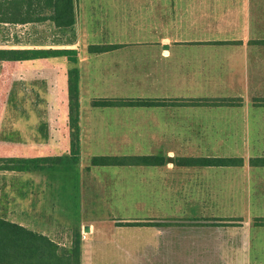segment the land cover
Masks as SVG:
<instances>
[{
    "label": "crops",
    "instance_id": "crops-1",
    "mask_svg": "<svg viewBox=\"0 0 264 264\" xmlns=\"http://www.w3.org/2000/svg\"><path fill=\"white\" fill-rule=\"evenodd\" d=\"M74 10L76 22L72 32L56 27L51 20L54 8L47 0L26 1L22 4L24 23L9 24L43 29L40 33L42 42L13 43L9 48L78 50L79 154L82 159L83 156L113 154L166 158V155L174 153L168 148L162 149L171 138L195 145V150L187 151L185 155L192 156L184 159L221 157L245 160L244 155H251L250 159L264 157V46L254 45L264 42V36L252 38L237 32L239 28L243 31L264 27V5L255 3V0H74ZM92 46H101L102 53H91L89 48ZM7 67L23 74L57 76L50 80L51 83L42 82L40 90H44L48 105L58 108L61 106L59 103L62 104L63 119L57 118L58 110L55 109V115L49 116L48 122L55 125L56 120L62 119L66 130L64 133L68 137V146L63 145L62 149L70 153L69 62L63 58L7 62ZM117 98L186 103L234 100L237 105L191 103L151 108L93 106L95 100ZM128 110H148L152 114L151 134H156L152 137L156 138V146L153 145L158 150L153 149L145 153L147 155L128 150L141 149L144 147L143 140L147 139L143 135L147 131L142 125L144 120L127 114ZM46 138L58 140L59 136L52 134L46 135ZM47 145L52 150V146ZM119 150L121 153L115 152ZM62 152L48 151L44 156H59ZM166 160V164H169L170 159ZM179 168L210 171L215 176L210 180L199 179L183 184L184 196L192 197L194 201L211 202L209 199L213 197V202H221L224 196L227 201H234L238 197L248 201L260 196L251 180H223L218 177V173L228 176L232 173L233 176L241 169L264 171V167L251 166L250 162H245L242 168ZM37 182H25L22 194L17 196L23 203L21 225L56 241L55 234L59 233L57 212L44 204L45 198L48 200L55 195L46 188L56 182L51 179ZM195 187L199 189L195 190ZM78 194L83 201L87 200V194L82 190ZM4 197L0 196L1 201ZM238 217L221 215L206 218L215 219L213 223L217 225L224 219ZM183 218L188 219L189 223L194 219H206L192 215ZM84 219H80L81 231L75 232L76 240L82 246L81 264H142L141 242H137L135 249L131 250L134 252L130 253L126 249L125 238L120 240L112 236L116 228L106 229L104 224L98 227L97 223ZM165 222H153L151 226L155 229L151 245H154L155 249L152 247V250L156 251V258L161 248L155 246L161 244L168 248L169 237H173L171 225ZM62 228L66 234L71 232L69 226ZM161 228L167 231L162 238ZM214 230L213 242L221 243L222 227L216 226ZM185 231L186 235L194 238L205 229L190 225ZM82 232L86 233L84 241L81 240ZM164 235L168 238L164 239ZM57 243L63 248H70L65 243ZM214 248L217 249L216 246ZM209 249L213 251L212 247ZM257 251L264 253L260 246L256 251H250L248 257L245 256L251 264L258 256ZM212 264L220 263L215 260Z\"/></svg>",
    "mask_w": 264,
    "mask_h": 264
},
{
    "label": "rangeland",
    "instance_id": "rangeland-1",
    "mask_svg": "<svg viewBox=\"0 0 264 264\" xmlns=\"http://www.w3.org/2000/svg\"><path fill=\"white\" fill-rule=\"evenodd\" d=\"M255 3L264 5V0H255ZM42 30L33 26L24 28L0 23V48H9L13 43L42 42L40 39ZM237 32L252 38L260 37L264 36V27L247 28L243 31L239 28ZM53 77L57 76L38 73L23 74L8 69L7 63H0V158L69 156V153L62 149L63 145L68 146V137L64 133L66 130L62 123L64 117L62 104L59 103L61 106L58 108L48 105L44 90H40V84L51 83L50 80ZM53 95L55 97V92ZM117 100H134V98H117ZM55 109L59 114L57 118L62 119L56 120V124L53 125L48 120L49 116L55 115ZM127 114L142 117L144 120L142 125L147 130L143 133L147 136L144 137L147 139L143 140L144 147L128 150L141 151L142 155H147L145 153L152 152L154 145L156 146V138H153L156 134H151L152 114L148 110H128ZM52 134H57L59 139L46 138V135ZM48 143L52 146L50 147L52 150L48 148ZM164 148L174 153L166 155L170 163L159 169L93 167L91 159L102 155L83 156L84 159L80 155L78 164H59L57 167L49 164L41 172L15 173L0 170V192L2 193L0 196H5L3 201L0 199V216L5 215L8 220L21 224L23 203L17 196L22 194L23 185L28 180L38 183L37 180L40 179H51L56 183L46 189H49V193L54 192L55 195L53 193L54 196H50L48 200L45 198L44 204L56 210L59 233L55 234L54 238L59 243H65L67 247L73 246L76 240L75 232L81 231L80 219L85 218L84 220L97 223L98 227L104 224L106 229L116 228L112 236L120 240L125 238L126 249L130 253L134 252L131 250L135 249L136 243L141 242L142 264H212L215 260L220 264H251L245 256L250 251H256L260 246L264 250L262 244L264 243V225L257 221L263 220L264 217V171L241 169L233 176L232 173L229 176L218 173V177L220 176L223 180H251L255 189L259 190L260 196L257 198L246 201L238 197L234 201H227V197L224 196L221 202L219 200V202H213V197L209 199L211 202H201V200L198 202L192 197L184 196L183 184L197 182L199 179L210 180L215 176L210 171L188 170L179 168L175 164L178 159L191 157L192 155H185L187 151H194L195 145L179 138H171L167 144L163 145L162 149ZM162 149L159 151H163ZM53 150L58 153L63 152L59 156L55 154L44 156L45 152ZM156 150L158 148L154 149ZM115 152L121 153L120 150ZM110 156L122 157V154ZM243 157L248 163L252 156L244 155ZM198 189L195 187V190ZM81 190L87 194V200L83 201L80 198L78 193ZM187 215L202 218L221 215L239 217L233 220L224 219L215 225L213 223L215 219L208 218L194 219L193 223H189L188 219L183 218ZM165 221L171 225L170 232L173 233V237H169L168 248L165 243L166 246L161 244L155 246L158 249L161 248L156 258V251L152 250L154 245H151L155 229L151 226L153 222ZM128 222L139 223L142 226L129 227L125 225ZM190 225L202 226L205 231H201L197 236L194 235V238L196 237L194 239L192 235H186L185 229ZM63 226L71 227V232L64 233ZM216 226H221L223 230L221 243L213 242ZM166 232L161 228L160 237L162 238ZM80 234L81 240L84 241L86 233ZM166 237L164 235V239ZM159 242H161L160 238ZM215 246L217 249L214 248ZM211 247L213 251H210ZM257 254L253 264H264L262 261L264 253L257 251ZM251 257L254 260L253 252ZM259 257L261 259H257Z\"/></svg>",
    "mask_w": 264,
    "mask_h": 264
},
{
    "label": "trees",
    "instance_id": "trees-1",
    "mask_svg": "<svg viewBox=\"0 0 264 264\" xmlns=\"http://www.w3.org/2000/svg\"><path fill=\"white\" fill-rule=\"evenodd\" d=\"M29 0L9 2L0 0V23L23 24L22 4ZM54 8L51 18L58 29H68L72 32L75 26L74 0H47ZM254 45L264 46V42ZM91 53H102L101 46L89 48ZM78 50L69 49H10L0 48V63L28 62L63 58L71 65L68 71V103H69V129L70 153L69 156L54 158H0V170L15 173L41 172L46 165L52 164H78L80 159V90L78 70ZM169 101V100H168ZM172 101V100H170ZM180 101V100H176ZM237 101L218 100L209 103L205 101L167 102V100H115L100 99L93 102L95 108H151L170 104H206L218 106H235ZM213 103V104H212ZM251 166L263 168L264 157L250 159ZM167 160L163 156H98L91 159L93 167H162ZM179 167L190 168H242L245 165L243 158H181L175 161ZM264 225L263 220H257ZM260 224V225H261ZM129 227L142 226L135 222L125 223ZM81 245L76 240L72 247L63 248L56 241L36 231L29 230L17 222L0 217V264H81Z\"/></svg>",
    "mask_w": 264,
    "mask_h": 264
}]
</instances>
